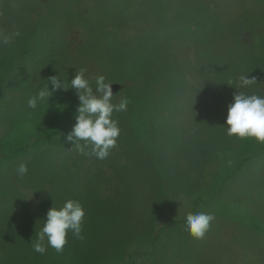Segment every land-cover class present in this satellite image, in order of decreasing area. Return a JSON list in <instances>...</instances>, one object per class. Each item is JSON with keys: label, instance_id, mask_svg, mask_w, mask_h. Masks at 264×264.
<instances>
[{"label": "rangeland", "instance_id": "rangeland-1", "mask_svg": "<svg viewBox=\"0 0 264 264\" xmlns=\"http://www.w3.org/2000/svg\"><path fill=\"white\" fill-rule=\"evenodd\" d=\"M0 29L20 32L0 43V264H264V151L238 169L264 143L226 125L234 93L264 97V0H0ZM80 68L129 100L103 160L66 139ZM69 199L83 239L35 252ZM201 212L215 219L194 239L184 221Z\"/></svg>", "mask_w": 264, "mask_h": 264}, {"label": "clouds", "instance_id": "clouds-1", "mask_svg": "<svg viewBox=\"0 0 264 264\" xmlns=\"http://www.w3.org/2000/svg\"><path fill=\"white\" fill-rule=\"evenodd\" d=\"M18 30L11 33L0 29V43L8 45L18 37ZM86 69L76 70L71 80V88L77 92L80 101L77 107L76 123L68 133L66 139L74 143L76 150L82 155H93L98 159H105L110 150L116 147L117 138L120 134L118 121L112 119L113 112L126 111L129 100L127 97L120 99L118 104L112 103V84L105 82V77H95V91L85 78ZM242 87L249 86L257 80L255 77L248 78L242 75L240 78ZM48 81L53 91L63 89L67 91L69 86L62 83L58 76H51ZM52 92L48 87L42 88L37 95L28 99V107L35 109L38 100L49 98ZM227 134L238 138H255L258 142L264 143V97L256 94L247 95L244 92L233 94V102L228 105L226 118ZM83 141V143H80ZM90 148V153L86 149ZM27 165L21 162L17 167V174L23 176L27 173ZM85 211L79 201L69 199L62 207L57 209L51 207L46 214V221L42 229L36 233L37 239L32 242L33 250L45 254L47 244L54 248L57 253H62L67 244V235H72L82 240L83 220ZM214 215L210 213H189L186 216V230L194 239H203L211 228Z\"/></svg>", "mask_w": 264, "mask_h": 264}, {"label": "trees", "instance_id": "trees-1", "mask_svg": "<svg viewBox=\"0 0 264 264\" xmlns=\"http://www.w3.org/2000/svg\"><path fill=\"white\" fill-rule=\"evenodd\" d=\"M263 151H264V147L262 146L255 148L249 156H247L246 158H244L242 161L239 162L238 169H241L242 166L249 160L258 157ZM220 188H221V185L218 186V191L220 190ZM184 222H186V220ZM173 223H176V222H173ZM137 257H138L137 254H133L131 256L130 261H135Z\"/></svg>", "mask_w": 264, "mask_h": 264}]
</instances>
